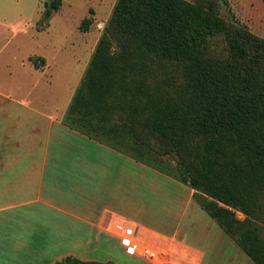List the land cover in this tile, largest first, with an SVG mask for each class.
Instances as JSON below:
<instances>
[{
    "label": "trees",
    "instance_id": "16d2710c",
    "mask_svg": "<svg viewBox=\"0 0 264 264\" xmlns=\"http://www.w3.org/2000/svg\"><path fill=\"white\" fill-rule=\"evenodd\" d=\"M62 5L50 0L40 25ZM219 6L117 0L63 124L192 188L201 209L264 264V38ZM91 24L85 18L80 30ZM29 62L47 65L41 56Z\"/></svg>",
    "mask_w": 264,
    "mask_h": 264
},
{
    "label": "crops",
    "instance_id": "0c3cea01",
    "mask_svg": "<svg viewBox=\"0 0 264 264\" xmlns=\"http://www.w3.org/2000/svg\"><path fill=\"white\" fill-rule=\"evenodd\" d=\"M235 2L241 22L264 38V0ZM30 7L28 0H0V57L26 29L21 20ZM32 94L0 88V264H56L67 257L115 264H255L201 209L192 188L140 187L147 176L127 166L137 161L68 128L60 115L33 109ZM30 125L29 136L21 132ZM158 209L167 215L161 224L137 218ZM123 224L163 249L158 263L127 253L116 230Z\"/></svg>",
    "mask_w": 264,
    "mask_h": 264
},
{
    "label": "rangeland",
    "instance_id": "374dc122",
    "mask_svg": "<svg viewBox=\"0 0 264 264\" xmlns=\"http://www.w3.org/2000/svg\"><path fill=\"white\" fill-rule=\"evenodd\" d=\"M49 1L28 0L31 4L29 8L31 11L22 16L21 20L27 27L12 38L5 54L0 57V88L17 91L23 97L28 92H33L29 98L33 101V109L45 113V115H60V120H62L85 76L97 43L105 31L117 0H63L61 9L54 12L45 24L40 25L45 6ZM219 2L220 14L223 17L229 20L232 18L233 21L245 26L239 17L238 2L235 0H219ZM20 17L13 15L11 19ZM85 18L92 19L88 32L80 30L81 23ZM31 56H41L46 59L47 66L44 71L33 68L29 62ZM25 91L27 93H24ZM32 128L30 125L21 129V132L27 131L26 134L29 136ZM127 166L132 171H137V174L140 171L138 174L140 178L142 172L147 176L148 183L140 184V187H187L174 178L165 177L155 169V171L145 169L137 162H129ZM152 211L148 210L147 213L138 214L137 218L148 223L160 224L166 220L167 215L163 209ZM201 213L205 219L215 223L205 212ZM238 217L244 219L241 213L238 214ZM139 236L142 245L154 248L146 242H151L152 239L146 235L143 236L141 232ZM115 247L117 248V246ZM162 250L156 249L158 254H161ZM116 254H119L118 250H116ZM152 262L158 263L159 259ZM120 264H123V261Z\"/></svg>",
    "mask_w": 264,
    "mask_h": 264
},
{
    "label": "built area",
    "instance_id": "2783aa9c",
    "mask_svg": "<svg viewBox=\"0 0 264 264\" xmlns=\"http://www.w3.org/2000/svg\"><path fill=\"white\" fill-rule=\"evenodd\" d=\"M116 230L120 237L121 245L126 249L129 255H140L150 261L159 258L160 254H158L156 249L140 243L141 238L137 228L123 224L118 225Z\"/></svg>",
    "mask_w": 264,
    "mask_h": 264
}]
</instances>
